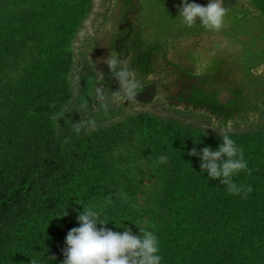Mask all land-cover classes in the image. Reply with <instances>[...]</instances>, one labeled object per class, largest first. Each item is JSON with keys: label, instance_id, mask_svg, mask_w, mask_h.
<instances>
[{"label": "trees", "instance_id": "1", "mask_svg": "<svg viewBox=\"0 0 264 264\" xmlns=\"http://www.w3.org/2000/svg\"><path fill=\"white\" fill-rule=\"evenodd\" d=\"M255 1L264 12V0ZM86 6V0H0V264H52L49 242L63 220L67 226L77 219V201L97 206L101 219L114 215L107 208L113 188L102 176V133H76V125L68 131L52 119L70 96L69 46ZM253 108L264 113V99ZM155 121L141 115L137 124L146 141L165 143L159 150L169 157L155 204L159 227H149L160 240L162 264H264V129L229 134L249 169L234 178L245 191L232 195L187 154L215 149L220 136L175 122L158 133ZM63 207L68 214L59 217Z\"/></svg>", "mask_w": 264, "mask_h": 264}, {"label": "rangeland", "instance_id": "2", "mask_svg": "<svg viewBox=\"0 0 264 264\" xmlns=\"http://www.w3.org/2000/svg\"><path fill=\"white\" fill-rule=\"evenodd\" d=\"M86 1V12L69 46L70 96L61 109L66 114L55 122L73 131L77 122L96 121L90 133H102V176H107L115 197L107 207L114 215L102 220L123 222L138 235L139 228L159 227L161 211L155 204L166 164L158 163V157L168 156L166 150H159L165 143L145 140L137 124L139 116L155 118L160 126L153 131L158 133L163 123L173 122L214 137L263 130L264 113L253 107L264 99V52L260 51L264 12L255 0H223L228 11L217 31L199 22L185 25L178 16L181 0ZM189 2L206 6L208 0ZM110 55L134 72L139 88L133 98L119 91L106 64ZM97 83L108 97L106 110L96 98ZM85 99L87 108L81 109ZM232 99L233 104L227 105ZM122 212L125 218L118 214ZM65 225L63 220V229L49 242L55 257L52 264H62L66 235L79 226L77 219ZM106 227L124 230L114 221Z\"/></svg>", "mask_w": 264, "mask_h": 264}, {"label": "clouds", "instance_id": "3", "mask_svg": "<svg viewBox=\"0 0 264 264\" xmlns=\"http://www.w3.org/2000/svg\"><path fill=\"white\" fill-rule=\"evenodd\" d=\"M227 11L223 0H208L206 6L195 2L190 3L189 0H181L178 16L183 18V22L188 27L199 22L206 29L218 31L224 23ZM106 64L113 78L118 82L119 91L128 98H133L139 88L134 72L124 65L118 56L110 55L106 59ZM98 84L100 83L95 86V95L100 106L106 110L108 97L104 87L97 86ZM80 107L81 109L87 108L86 99ZM65 114V110L59 111L53 115L52 119L59 122ZM95 129L94 119L77 122L75 126L76 133L82 130L90 132ZM219 138L221 142L215 149L211 146H204L199 150L193 148L187 154L199 158L200 171L207 173L210 181L219 180L228 193L240 195L245 188L234 178L241 171H249L244 150L228 134L220 135ZM194 143L202 142L194 141ZM168 159L167 155H161L158 157V163L166 164ZM246 191L251 192L252 188L248 187ZM77 203L81 205L77 215L79 226L70 229L66 235V247L63 250L65 258L62 264H162L160 240L155 232L136 225L139 228V234H133L132 229L123 222L102 220L101 210L97 206L80 201ZM107 203H112L111 197L107 199ZM64 208L61 209L62 215L59 217L68 214L63 211ZM113 221L116 228L124 230L118 232L106 227ZM48 258L55 259V257ZM30 264H40V259H30Z\"/></svg>", "mask_w": 264, "mask_h": 264}, {"label": "crops", "instance_id": "4", "mask_svg": "<svg viewBox=\"0 0 264 264\" xmlns=\"http://www.w3.org/2000/svg\"><path fill=\"white\" fill-rule=\"evenodd\" d=\"M263 28H264L263 25H261V36H264ZM261 40H262V42H261L260 45H261V49H262V50H260V51H261V52H264V46H263V44H264V39H262V37H261ZM260 45H259V46H260Z\"/></svg>", "mask_w": 264, "mask_h": 264}]
</instances>
